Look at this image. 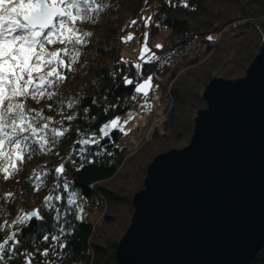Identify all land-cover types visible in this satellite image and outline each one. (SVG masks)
Segmentation results:
<instances>
[{
	"label": "trees",
	"instance_id": "1",
	"mask_svg": "<svg viewBox=\"0 0 264 264\" xmlns=\"http://www.w3.org/2000/svg\"><path fill=\"white\" fill-rule=\"evenodd\" d=\"M97 2L104 7L93 14L91 21L77 24L81 33L90 35L85 36L86 44L76 46L80 57L73 66L74 71L65 70L67 79L58 86V94L54 97V100L65 101L63 113L55 104L52 109L47 108V104L51 102L47 99L29 102V107L42 110V114L51 117L53 122L60 121L63 116L73 115L75 118L72 121H65L63 125L54 124L69 128L68 133L52 151L26 159L22 169L11 179L0 178V197L13 193V198L9 200L0 199V223L11 222L19 215L33 210H40V215L44 217L43 221L33 218L28 221L27 226L20 225L19 231L15 224L0 231V242L12 232H16L19 240L17 255L10 259L5 254L6 264H26L23 253L31 254L32 264H117L116 248L131 224L134 196L129 201L133 208L130 224L123 234L122 231L106 229L115 224L114 217L108 214L109 208L100 223L84 218L82 211L104 212V195L108 200V207L114 201L122 204L124 200H128L123 196L125 189L117 194L104 184L115 185V179L123 165V179L129 181L128 184L136 194V191L144 187L148 165L153 159L147 163L146 159H141L142 156H127L125 148L117 146L122 137L119 130H113L99 144L84 145L89 151L78 155L76 150L81 146L74 143L80 139L76 129L82 132L87 130L88 134L95 132L97 137L101 136L99 128L103 124L125 114L138 103L141 94L135 92V86L143 77L153 72L156 62L171 60L173 63H182L178 69L185 72L180 75L172 91L175 104L169 120L164 124V132L160 133V128L156 127L152 137L154 141H159L158 147L169 151L173 146L174 135V140L192 136L196 113L206 107L202 94L211 79L219 77L235 80L245 76L247 68L264 44V0ZM148 9H151L149 15L153 23L151 33L156 34L160 28L168 32L165 44L153 47V50L160 56L169 55L165 59L146 64L139 71L135 65L125 62L121 53L127 34L130 30H138V19ZM173 77L174 74L170 79ZM125 78L134 83L126 84ZM52 90L57 91L55 88ZM69 97L78 98L79 104L74 108H67ZM93 99L96 100L95 104L92 103ZM105 107H108L107 112L104 111ZM84 108L89 109L88 113L83 112ZM57 152L59 155H56ZM82 156H87L91 162L81 167ZM69 157L77 161L76 165L69 163ZM61 163L65 165V174L56 179L53 170ZM33 170L48 173L46 177H41L43 183L38 191L36 185L40 182L35 180ZM65 181L69 185L67 190L63 187ZM57 184L60 185L59 188L56 187ZM71 193L76 195L75 204L70 205L68 200ZM48 195L53 196L51 203L54 208H49L45 202ZM57 195L61 197L59 201L55 200ZM60 226L64 228L61 242L67 247L61 249L57 246L53 253L50 245L55 242L51 240V236L60 235ZM43 235H48L49 241H44ZM45 248L49 250L46 258L40 255ZM252 264H264V245Z\"/></svg>",
	"mask_w": 264,
	"mask_h": 264
},
{
	"label": "water",
	"instance_id": "2",
	"mask_svg": "<svg viewBox=\"0 0 264 264\" xmlns=\"http://www.w3.org/2000/svg\"><path fill=\"white\" fill-rule=\"evenodd\" d=\"M202 98L188 145L148 165L117 264H252L263 247L264 44Z\"/></svg>",
	"mask_w": 264,
	"mask_h": 264
},
{
	"label": "snow or ice",
	"instance_id": "3",
	"mask_svg": "<svg viewBox=\"0 0 264 264\" xmlns=\"http://www.w3.org/2000/svg\"><path fill=\"white\" fill-rule=\"evenodd\" d=\"M103 7L104 5L97 0H0V178L11 179L22 169L26 159L30 160L36 154L52 151L60 139L68 133L69 128L54 124L63 125L65 121H72L75 118L73 115L63 116L60 121L53 122L51 117L42 114V110L37 111L29 107V102H42L47 99L51 101L47 104V108L52 109L55 104L61 109V114L63 113L65 101L54 100V97L58 94V86L67 79L65 70L74 71L73 66L80 57L76 46L86 44L85 36L90 35V33H81L77 24L91 21L93 14ZM127 39L131 40L132 37L129 36ZM56 45L60 47H54ZM157 47L161 46L157 45ZM144 51H147L146 45ZM154 58V56L149 57V62ZM136 67L139 68L140 65L137 64ZM151 81L152 78L149 77L148 80L137 83L135 92L148 96ZM124 82L129 85L134 83L128 78H125ZM54 88L57 91H53ZM92 103L95 104L96 100L93 99ZM78 104V98H67V108H74ZM109 107L115 108L116 105ZM88 111V108L83 109L84 113ZM104 111L107 112L108 107H105ZM117 128L124 131L119 117L103 124L99 128V132L102 133L99 137L95 132L88 134L87 130L82 132L76 129L80 139L74 143L81 146L76 150L77 154L89 151L83 146L99 144L101 139L110 135L112 129ZM56 155L59 153L57 152ZM90 162L87 156H82L80 166ZM69 163L74 166L77 161L69 157ZM53 174L56 179L64 176L65 165L61 163L56 166ZM47 175V172L33 170L35 180L40 182L36 185L37 191L43 183L41 177ZM56 187L59 188L60 185L57 184ZM63 187L65 190L68 189L67 181L64 182ZM75 195V193L70 194L68 200L70 205L75 204ZM11 198L13 193L0 197L3 200ZM60 199L59 195L55 196V200ZM52 200V195L45 197L49 208L55 207L51 203ZM57 213L59 220V209ZM33 218L44 220L40 210H33L19 215L11 222L3 221L0 223V231L10 228L13 224L17 225L19 231L20 225L27 226L28 221ZM59 233L60 235L51 236V240L55 242L50 245L53 253L56 252L57 246L61 249L67 247L61 242V237L64 235L63 226H60ZM42 239L49 241L50 237L43 235ZM18 245L16 232H12L0 242V264H6L5 254H8L10 259L17 255ZM22 255L25 256L26 264H32L30 253ZM40 255L48 257V248L40 252Z\"/></svg>",
	"mask_w": 264,
	"mask_h": 264
},
{
	"label": "rangeland",
	"instance_id": "4",
	"mask_svg": "<svg viewBox=\"0 0 264 264\" xmlns=\"http://www.w3.org/2000/svg\"><path fill=\"white\" fill-rule=\"evenodd\" d=\"M150 11L151 9H148L147 13H145L141 19H138L137 31H129L127 37L131 36L132 39L128 40L126 37L125 46L121 53L122 59L128 64L135 66L139 64L140 67L137 68L139 71H141L146 64L153 63L159 59H165L169 55L165 54L160 56L153 50V47H157V45L163 46L165 44L168 32L165 29L160 28L156 34L151 33L153 23L151 19H149ZM145 34H147L146 37ZM145 45L147 51H144ZM141 56H143V59H141ZM152 56L155 58L149 62L148 58ZM182 60L184 61V59ZM181 64L182 63L177 62L173 63L171 60L165 61V63L163 61L156 62L153 66V72L148 76L143 77L141 81L148 80L149 77L152 78L151 87L148 90V96H144L141 93V98L138 99V103H136V105L125 114L118 116L124 131L122 132L117 128L112 129L110 133L113 130L121 131L122 137L117 146L120 149L125 148L127 156H142L141 159H146V162L148 163L159 153L167 151L162 149V147H158L159 141H154L152 137L156 127L160 128V133L164 132V124L171 116L170 112L175 104L172 91L175 89V83L179 81L178 79L180 75L185 72L178 69ZM173 74L175 77L170 79ZM148 105L151 107L149 108ZM124 121H127V123H124ZM162 122L163 124H161ZM174 139L175 135L172 140V149H182L188 145L191 136H187L182 140ZM119 172V176L115 179V185L104 184V186H108L109 190L117 192V194L124 192L122 190L125 189L126 193H123V196L128 198V200H124L122 204H117L114 201L111 203L110 207H108V200L106 201V195H104V212L83 210L82 215L89 221L100 223L107 208H109L108 214L114 217L115 224L109 228L106 227V229H108V231L109 229L122 231L123 234L126 227L130 224L133 208L129 201L131 197L135 195V192L131 189V185L128 184L129 181L123 179V165L120 167ZM141 189H143V187ZM137 192L138 191H136V193Z\"/></svg>",
	"mask_w": 264,
	"mask_h": 264
}]
</instances>
